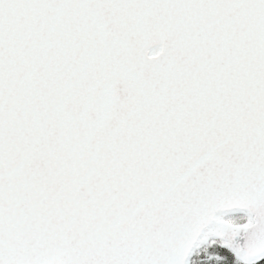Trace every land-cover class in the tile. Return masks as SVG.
<instances>
[{
    "label": "snow or ice",
    "instance_id": "snow-or-ice-1",
    "mask_svg": "<svg viewBox=\"0 0 264 264\" xmlns=\"http://www.w3.org/2000/svg\"><path fill=\"white\" fill-rule=\"evenodd\" d=\"M0 264H264V0H0Z\"/></svg>",
    "mask_w": 264,
    "mask_h": 264
}]
</instances>
